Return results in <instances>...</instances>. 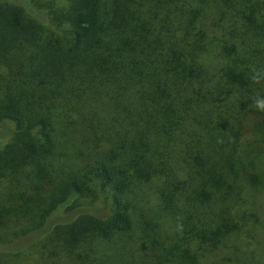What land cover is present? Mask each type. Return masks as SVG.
<instances>
[{
  "label": "trees",
  "instance_id": "trees-1",
  "mask_svg": "<svg viewBox=\"0 0 264 264\" xmlns=\"http://www.w3.org/2000/svg\"><path fill=\"white\" fill-rule=\"evenodd\" d=\"M5 122L0 251L248 264L232 239L264 180V0H0Z\"/></svg>",
  "mask_w": 264,
  "mask_h": 264
},
{
  "label": "rangeland",
  "instance_id": "rangeland-1",
  "mask_svg": "<svg viewBox=\"0 0 264 264\" xmlns=\"http://www.w3.org/2000/svg\"><path fill=\"white\" fill-rule=\"evenodd\" d=\"M5 124L11 125H5L1 128L4 125L3 123L0 126V149H2L6 144L2 143L8 141L11 137V131L14 126V124L10 122H5ZM254 190L257 191H255L254 196L249 201L250 205H248V210L253 211L252 209H254L257 213V225H250V233L249 231L241 230L236 234V238H233L232 241L233 243L238 242L237 245H239L241 251H243V255H238L247 259L248 264H264V180L258 188ZM54 217L55 215L50 217L48 227ZM234 252L235 251L231 248L224 249L221 255L217 259L213 260L212 264H235V262L231 260V255L233 256ZM0 257H2V259H0V263L2 264H34L37 258L39 260L40 255L37 245H32L20 252L0 251Z\"/></svg>",
  "mask_w": 264,
  "mask_h": 264
}]
</instances>
